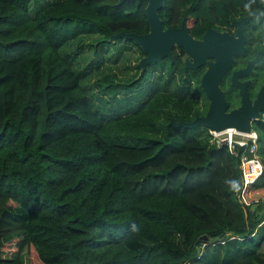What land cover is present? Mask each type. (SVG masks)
<instances>
[{"label":"trees","instance_id":"obj_1","mask_svg":"<svg viewBox=\"0 0 264 264\" xmlns=\"http://www.w3.org/2000/svg\"><path fill=\"white\" fill-rule=\"evenodd\" d=\"M145 3L0 0V264H30L28 250L40 264H264V116L262 171L241 186L205 126L169 122L207 104L183 51L139 74L141 47L111 37L146 31ZM252 9L260 46L264 0L158 12L163 26L189 14L197 35Z\"/></svg>","mask_w":264,"mask_h":264},{"label":"water","instance_id":"obj_2","mask_svg":"<svg viewBox=\"0 0 264 264\" xmlns=\"http://www.w3.org/2000/svg\"><path fill=\"white\" fill-rule=\"evenodd\" d=\"M162 1L146 0L144 12L149 25L147 31L138 33L120 30L113 33L111 37L130 38L141 47L143 55L138 60L139 74L144 70L146 63L159 61L164 56L171 58L173 45L182 47L187 54L183 69L206 64L199 79V84L208 99L204 114L195 115L189 120L170 119V123L186 127L200 124L213 130L232 126L240 131H249L252 121L259 118L261 111L264 110V83L259 86L254 98L251 99L246 90L248 80H238L236 74L249 70L251 64L259 60L264 49L258 50L243 68L234 69L230 74V84L237 87L240 98L237 106L226 108L227 104L224 91L220 87V80L230 67L233 56L244 51V35L241 25L254 11L249 10L237 20L236 35H231L227 31H218L207 25L202 37L194 38L187 31L184 18L180 20L179 26L162 27L158 14ZM253 206L254 203L251 204V207ZM202 236L205 237L204 234Z\"/></svg>","mask_w":264,"mask_h":264},{"label":"flooded vegetation","instance_id":"obj_3","mask_svg":"<svg viewBox=\"0 0 264 264\" xmlns=\"http://www.w3.org/2000/svg\"><path fill=\"white\" fill-rule=\"evenodd\" d=\"M251 11H254V12L241 25V31H242V33L244 35V41H243L244 51L242 53H237V54H235L233 56V60L231 62L230 67L224 73V75L222 76V78L220 80V87L224 91V96H225V100H226V104H227L226 105V108L227 109H230L232 107L237 106L239 104V102H240V98H239V94H238L237 87L230 84V74H231L232 70L238 69V68H243L246 65V62L249 59H251L258 50L264 49V39L263 40H260V46H258L257 39L255 38V36H253V33L256 31V29H257V27L259 25V20H258V17L257 16L256 17H253L252 16L253 14H256L257 11L256 10H253V9ZM246 13L247 12H240L239 13L238 11H236L234 13V16H230L229 20H226L225 21L226 24L223 25L222 27H219V28L218 27H215V26H212L210 24H206L205 27H204V29H203V31L200 32L197 35H193L189 31V28H190V25H191V23L193 21V18L189 17V14L187 15L185 13H183L181 15V18L179 19L178 23H175V24L169 25V26H163L162 25V27L163 28H168V27H176V26H179L180 25V20L182 18H184V24H185V26L187 28V31L194 38H201L202 37V34L204 33L207 25H209L210 27H212V28H214V29H216L218 31H227L231 35H236V29H237V26H238L237 25V20L241 16L245 15ZM158 14H159V12H158ZM161 24H162V22H161ZM173 48L183 51L182 59H183V63H184V60H185V57L187 56V54L185 53V51L183 50V48L173 45L171 47V51H172ZM253 49L255 50L254 52H253ZM164 57L167 58L166 56H164ZM164 57H162V58H164ZM263 57H264V53L261 54V56L259 57V60L257 62L251 64L249 70L247 69L244 72H241L240 74H236L238 80H241V81L242 80H248V82L246 84V90H247L248 95H249V97L251 99L254 98V96L256 94V91L259 88V86L264 83V75L260 79L257 77L258 67H259V65H263L262 64V60H261ZM168 59L171 61V58H168ZM208 59H210V58H208ZM151 62H155V61H151ZM183 63H182V68H183ZM205 68H206V64L203 63V64H200V65H198L196 67H193V68H185L183 70H186V69H195V71H196V73H198L199 79H200V76L203 73V71L205 70ZM206 99H207V97H206ZM207 102H208V99H207ZM206 108H207V104H206ZM202 114H204V113H202ZM202 114H196V115H202ZM263 116H264V110L261 111L260 117H263Z\"/></svg>","mask_w":264,"mask_h":264},{"label":"built area","instance_id":"obj_4","mask_svg":"<svg viewBox=\"0 0 264 264\" xmlns=\"http://www.w3.org/2000/svg\"><path fill=\"white\" fill-rule=\"evenodd\" d=\"M232 126L221 130L208 128L211 140L216 144L226 145L229 152L238 156V168L240 171L241 186L250 183L262 171V162L257 149V132L250 126L249 131H240ZM230 128L231 130H227ZM242 188H240L241 193ZM239 193V194H240Z\"/></svg>","mask_w":264,"mask_h":264},{"label":"rangeland","instance_id":"obj_5","mask_svg":"<svg viewBox=\"0 0 264 264\" xmlns=\"http://www.w3.org/2000/svg\"><path fill=\"white\" fill-rule=\"evenodd\" d=\"M143 55V54H142ZM141 55V56H142ZM138 60H139V58H138ZM132 61L133 60H131L130 61V64L132 63ZM138 63V62H137ZM147 64V63H146ZM113 68H115L116 69V67L115 66H113ZM145 69V68H144ZM140 70V69H139ZM144 71V70H143ZM142 71V72H143ZM152 70L151 69H147L146 70V72H145V74L146 75H148L149 74V72H151ZM263 75H264V65H259V67H258V70H257V77L260 79V78H262L263 77ZM258 177V176H257ZM256 177V178H257ZM255 178V179H256ZM253 181V180H252ZM251 181V182H252ZM239 199L241 200V201H243V202H247L248 201V199H246V198H244V197H242L240 194H239ZM258 197H264V195H262V194H260V195H258ZM27 255H28V260H29V262H30V264H40L38 261H37V259L35 258V256H34V254H33V252L31 251V250H28V252H27Z\"/></svg>","mask_w":264,"mask_h":264},{"label":"bare ground","instance_id":"obj_6","mask_svg":"<svg viewBox=\"0 0 264 264\" xmlns=\"http://www.w3.org/2000/svg\"><path fill=\"white\" fill-rule=\"evenodd\" d=\"M229 127V126H228ZM226 128V127H225ZM230 128H232V127H230ZM230 128H227V130H231ZM224 129V128H223Z\"/></svg>","mask_w":264,"mask_h":264},{"label":"clouds","instance_id":"obj_7","mask_svg":"<svg viewBox=\"0 0 264 264\" xmlns=\"http://www.w3.org/2000/svg\"><path fill=\"white\" fill-rule=\"evenodd\" d=\"M251 127H252V125H251ZM207 128V127H206ZM253 128V127H252ZM207 130H208V128H207Z\"/></svg>","mask_w":264,"mask_h":264},{"label":"crops","instance_id":"obj_8","mask_svg":"<svg viewBox=\"0 0 264 264\" xmlns=\"http://www.w3.org/2000/svg\"><path fill=\"white\" fill-rule=\"evenodd\" d=\"M252 125V124H251Z\"/></svg>","mask_w":264,"mask_h":264}]
</instances>
